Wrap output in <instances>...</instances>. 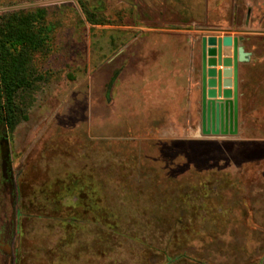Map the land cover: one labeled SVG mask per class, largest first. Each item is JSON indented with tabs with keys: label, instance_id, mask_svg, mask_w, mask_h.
Instances as JSON below:
<instances>
[{
	"label": "rangeland",
	"instance_id": "374dc122",
	"mask_svg": "<svg viewBox=\"0 0 264 264\" xmlns=\"http://www.w3.org/2000/svg\"><path fill=\"white\" fill-rule=\"evenodd\" d=\"M21 10L44 18L5 138L14 264H264V82L235 137L201 133L199 91L201 36L264 53V0H0Z\"/></svg>",
	"mask_w": 264,
	"mask_h": 264
},
{
	"label": "water",
	"instance_id": "95a60500",
	"mask_svg": "<svg viewBox=\"0 0 264 264\" xmlns=\"http://www.w3.org/2000/svg\"><path fill=\"white\" fill-rule=\"evenodd\" d=\"M242 36L203 35L200 44V131L202 134L235 135L238 131V64L251 52ZM229 49L224 53L223 49ZM2 173L7 174V140L1 143ZM12 190V189H11Z\"/></svg>",
	"mask_w": 264,
	"mask_h": 264
},
{
	"label": "trees",
	"instance_id": "16d2710c",
	"mask_svg": "<svg viewBox=\"0 0 264 264\" xmlns=\"http://www.w3.org/2000/svg\"><path fill=\"white\" fill-rule=\"evenodd\" d=\"M87 19L94 22L91 14ZM44 16L39 11H13L0 14V138H6L26 119L22 97L34 89L28 65L30 51L42 46V28L39 22ZM264 43V36H262Z\"/></svg>",
	"mask_w": 264,
	"mask_h": 264
},
{
	"label": "crops",
	"instance_id": "0c3cea01",
	"mask_svg": "<svg viewBox=\"0 0 264 264\" xmlns=\"http://www.w3.org/2000/svg\"><path fill=\"white\" fill-rule=\"evenodd\" d=\"M214 35H233V36H241L239 34H234L233 32H226V33H213ZM264 34V33H262ZM247 37L242 36L241 43L244 46L245 50L251 52L250 59L248 62H243L238 64V131L235 135H240L242 133L243 127H242V109H243V103L244 100L247 98V96L254 95V91L257 92L256 88V82L253 75V70H256L259 77H261V82H264V53L263 54H257L254 51V48L252 45H248L245 40ZM224 53H228L229 49L224 48ZM258 84V83H257ZM260 84H258L259 86ZM264 88V84L261 86ZM256 89V90H255ZM250 97V96H249ZM235 135H227L229 137H235Z\"/></svg>",
	"mask_w": 264,
	"mask_h": 264
},
{
	"label": "flooded vegetation",
	"instance_id": "af4514ba",
	"mask_svg": "<svg viewBox=\"0 0 264 264\" xmlns=\"http://www.w3.org/2000/svg\"><path fill=\"white\" fill-rule=\"evenodd\" d=\"M200 82V77H199ZM200 88V84H199ZM200 91V89H199ZM5 138H0V143ZM10 179V180H9ZM8 186L13 191L11 201L15 198V191L13 185V179L5 178L3 180V187ZM0 264H14L15 252L13 248L14 234L16 231V216H15V202H5V194H0Z\"/></svg>",
	"mask_w": 264,
	"mask_h": 264
}]
</instances>
